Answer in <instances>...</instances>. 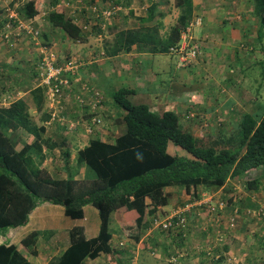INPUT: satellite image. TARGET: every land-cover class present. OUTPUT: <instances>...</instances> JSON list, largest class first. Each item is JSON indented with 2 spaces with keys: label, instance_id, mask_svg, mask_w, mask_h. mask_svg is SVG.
Masks as SVG:
<instances>
[{
  "label": "crops",
  "instance_id": "obj_1",
  "mask_svg": "<svg viewBox=\"0 0 264 264\" xmlns=\"http://www.w3.org/2000/svg\"><path fill=\"white\" fill-rule=\"evenodd\" d=\"M27 1L29 0H2L0 16L5 17L9 9L18 11L19 15L23 16L22 9ZM158 1L160 0H127L124 6L121 2L114 0L112 2L118 4L116 7L119 12L117 16L105 21L102 10L111 7H107L112 3L108 0H36L39 13L35 16V23L36 26L41 27L43 37L37 40L30 36L22 38L21 41L15 39L14 48L0 39L2 87L21 88V94H16L17 98L26 95L36 85L29 89H26L25 85L16 87L22 77L19 74L26 73L30 78L36 77L38 61L48 54L58 56L60 63L72 57L79 63V68L75 75L69 74L73 77V86L65 87L59 100L52 103L48 89L45 90L43 111L47 114L55 112L57 119H49L42 111H37L34 107L30 112L35 123L43 128L42 131L39 133H31L24 129L9 131L10 136L14 138L16 150L40 138L43 159L40 160L37 157L38 152L35 154V159L42 168L50 172L52 177L68 178L72 175L80 180L88 178L89 171L86 164L78 163L79 150L88 145L93 137L115 143L117 138L126 133L124 120L126 111L112 97L115 91L122 88L133 90L128 98L134 104H146L157 113L174 111L179 117L182 128L200 137L225 130L230 131L232 125L229 122L234 120L239 122L243 115L240 113L241 110L245 112L251 110V105L246 102L242 108L237 106L238 96L245 87L243 83L241 85L240 79H232L240 77L242 69L256 64L251 58L256 57L260 44L264 46L261 42L264 40V29L261 27L259 16L255 14L254 4L250 3L251 0H192V15L194 10L201 9L199 16H202L203 23L194 30V35L201 44V52L188 66L183 65L179 53L171 52L170 49L165 50L160 42L165 40L166 45L168 44L173 28L179 24L180 15L170 17L168 11L165 8L162 9L164 4ZM89 2L98 4L102 9L99 10L101 17L98 20V32L92 31L94 35L90 33L89 36L83 32L84 41L74 40L64 32L57 38L59 33L54 30L59 29L49 27L51 25L48 14L51 11L62 12L72 18L83 31V23L85 19H89V16L88 18L85 16L86 9L90 11V14L93 13L90 10L91 4L88 5ZM251 2L254 3L253 0ZM237 4L241 5L239 9L235 8ZM101 19L107 25L104 29ZM14 37L15 35L12 39ZM263 49L261 51L264 53ZM32 65L33 73L29 71ZM87 79L92 80L91 84L101 89L107 99L105 105L96 111L103 121L95 127L93 132H88L87 124L91 118L90 102L94 89ZM232 90L236 92V95L231 93ZM79 97L85 98L86 102L80 103ZM64 122L67 129L62 125ZM80 123L83 126L79 125ZM53 144L56 146L53 147ZM67 150L70 151L69 157L64 155ZM168 150L171 154H186L184 149L171 143L168 145ZM258 170L261 169L250 171ZM241 179H239L240 188L235 184V179H230L225 186L214 190L211 194L234 195L232 203L233 209L236 208L235 211H239L240 204L244 206V202L240 199L245 195L251 197L253 202L259 203L258 192L259 189H263L264 181H260L259 189L252 194L251 190L243 189ZM205 194L210 193L205 192ZM187 196L191 198L190 195ZM195 200L199 199L194 198L193 201ZM92 207L91 204L84 206V217L81 218L84 220L83 224L68 216L63 205L40 201L31 211L26 224L0 230V244H15L18 250L28 258L30 264L36 263V258L42 256L41 253L45 247L49 252L45 263L48 264L52 257L60 256L71 245L70 230L73 227L83 226L86 238H93L99 234L101 227L99 210L95 206L97 210ZM204 208L207 209L201 204L195 207L199 214ZM248 210L239 214L240 220L235 229L225 228L226 232H222V229L217 230L227 236L228 240L222 245L225 248L219 247L217 235L213 236L214 233L211 231L206 232L207 236L210 237L212 234L216 241L207 240L206 244L194 242L192 245L200 249L197 256L188 250L191 242L180 239L183 237L181 234L173 233L170 239H167L168 235L164 234L162 240L173 244V251L178 253L179 258L183 256L180 263L184 264H212L215 261L213 256L223 258V264H264L262 235L264 222L252 213L245 217L248 215ZM158 211L160 212V208ZM88 212L92 217L94 216L90 221H88ZM112 217L114 224L111 222L110 225L111 230L113 229L110 243L114 249L119 250L118 256L122 259L123 253H129L134 246L127 231L123 229L126 221L125 213L116 211ZM63 221L64 226L57 225ZM213 229L215 230L214 227ZM41 231L47 234L41 235ZM33 232L38 233V241L33 246L38 251L37 255L31 254L22 243L23 239ZM156 234V232L153 235L150 234L151 239ZM218 237L220 241L223 238L222 235ZM184 241L185 244L182 245ZM125 243L129 246V250L123 252L121 248ZM38 245L43 247L40 248ZM136 247L139 250L142 247L141 243ZM164 249L169 250L168 245H164ZM209 249L214 254L207 256L206 250ZM111 256L108 253H101L95 259L87 258L84 264H112L114 259Z\"/></svg>",
  "mask_w": 264,
  "mask_h": 264
},
{
  "label": "trees",
  "instance_id": "obj_2",
  "mask_svg": "<svg viewBox=\"0 0 264 264\" xmlns=\"http://www.w3.org/2000/svg\"><path fill=\"white\" fill-rule=\"evenodd\" d=\"M177 1L184 12L179 24L173 28L168 44L160 40L165 50L179 41L181 29L193 16L192 0ZM253 1L255 14L264 29V0ZM38 13L36 0H29L23 6L22 14L26 18H34ZM48 21L50 28L62 30L74 40H85L82 28L66 14L51 11ZM45 90V87L36 86L26 95L15 97L17 99L14 98L10 105L0 106V230L26 224L40 201L63 205L66 214L73 219L83 218L84 206L91 204L99 210L101 219L100 232L93 238H86L83 226L73 227L70 230L71 245L60 256L52 257L48 264H84L87 258L95 259L101 253H120L110 243L113 236L111 218L116 211L125 213L123 229L139 241L141 230L160 219L159 208L170 203L173 193L167 190L169 186H180L191 199H201L204 192L211 194L230 179L242 178L246 190L256 191L260 187V179L249 178V172L264 170V112H244L237 123L238 128L229 135L220 132L200 137L183 129L174 111L157 113L146 104H134L128 98L133 90L128 88L112 94L114 101L126 111V133L115 143L93 137L79 150L78 163L86 164L93 175L82 180L72 175L54 178L35 159L36 152L37 157L43 159L40 138L16 150L14 138L9 133L18 129L31 133L42 131L30 111L35 107L51 118V113L43 111ZM20 91L21 88L16 89V93ZM16 93L12 95L16 96ZM170 143L184 149L186 154H171ZM64 155L69 157L70 151ZM233 198L234 195L228 196V202L233 204ZM250 198L240 199L248 211L259 204ZM169 232L186 236L183 228ZM37 241L38 233L33 232L22 243L31 254L37 255L38 251L33 248ZM206 254L214 253L209 249ZM212 258L215 259L212 264H223V258ZM116 263L120 264L117 258ZM0 264L30 262L15 244L3 243L0 244ZM167 264L184 263L178 262L176 257Z\"/></svg>",
  "mask_w": 264,
  "mask_h": 264
},
{
  "label": "rangeland",
  "instance_id": "obj_3",
  "mask_svg": "<svg viewBox=\"0 0 264 264\" xmlns=\"http://www.w3.org/2000/svg\"><path fill=\"white\" fill-rule=\"evenodd\" d=\"M108 1L110 3L114 0H108ZM115 1H119L125 6L127 0H115ZM251 1H250L251 5L254 4ZM158 2H161L162 4H164V7H162V9L165 8L168 11L170 17H178L179 15L181 16V14L184 12V8L180 9L181 6H179L177 0H160ZM90 4L92 6V8H90V10H91V12L93 11V13L90 14V11H87V9H86L85 16L87 18L89 16V19H85V21L83 23L84 24L83 32L87 36H89L90 33L93 34L92 31L98 32L97 31L98 30L97 26L99 23L98 20H99V17H101V13L99 12V10H102L101 8H99L100 6L98 4H95L94 2H89L88 5H90ZM108 6H111V7H109L108 9L102 10L103 15L105 16V21L109 20L111 17H113L115 15L117 16V14L119 12V9L116 7V6H118L117 3L115 4L114 2H112L110 5H107V7ZM96 7L98 9H96ZM239 7H241V5H239V4H237L235 6L236 9L237 8L239 9ZM254 7H255V4H254ZM122 10H124V12L126 11V9H122ZM120 11H121V9H120ZM200 11H201V9L194 10V14L191 18V21L200 15ZM251 11H253V10H251ZM169 15H168V18H169ZM101 21H102V26L104 25V27H103V29H104L107 25L104 23V21L102 19H101ZM41 31H42V29H41ZM54 31H57V33H59V34H57L58 37L56 36L57 38L61 37V35L63 34V31H60V30H54ZM14 35L15 34H13V36ZM15 39L16 38H14V39L11 38V40L9 42H6V44H9L8 46H10L11 48H14L15 47V42H14ZM27 39H29V38H27ZM20 41H21V38H20ZM261 42H263V44H264V40H261ZM262 47H264V46L260 44L258 46V50L256 51V57L251 58L253 61L255 60L256 64L242 69L241 73H240V77L232 78L233 80L240 79V81H242L241 85L243 83V86L245 87V90L242 89L241 95L238 96V102L239 103H237V106L242 108V106L246 102V104L251 105V108H250L251 110L257 111L259 114H262L264 112V53L261 51V49H263ZM70 58H72V57H70ZM192 62H190V63L182 62V63H183V65L188 66ZM29 71H31V73H33V65L30 67ZM19 75H22V77H20L19 81L17 82L16 87L25 85L26 86L25 88L29 89L30 87L35 86L38 83L37 75H36V77L33 76L31 78L29 76H27L26 73H21ZM88 82H90V85L93 86L92 87L93 89L100 90L101 94H104V96H105V93L101 89L97 88V86L95 84L94 85L91 84V83H93L92 80H88ZM14 86L15 85L13 84V87ZM16 89H19V88L14 87L12 89L11 88L5 89L4 87H2V85L0 83V90L2 92H4L6 95H12V93H14V92L16 93ZM18 93L21 94V92H17L16 94H18ZM231 93L236 95V92L234 90H232ZM106 100L107 99L105 96V102H106ZM105 102H104V104H105ZM251 110H248V111H251ZM102 111H100L101 115H102ZM244 112H245V110H241L240 113H244ZM224 122H222V124ZM230 123L232 125V129L230 131H227V130L222 131L224 134L229 135L233 131H235V129L237 127V123H238L237 120L229 122V124ZM62 125H64L67 129V125L65 122ZM79 125L83 126L81 123ZM235 136H238V133H236ZM89 175H93V173L91 171H89ZM249 176H250V178H254V177L258 176L257 178H259L260 181L261 180L264 181V170L261 169L258 171H252L249 174ZM234 182L240 188L239 179H235ZM242 183H243V180H242ZM244 188L245 187L243 186V189ZM262 188L263 189H259V192H258L259 193L258 197L260 198L259 202L264 201V186ZM167 190L172 192L173 195L170 198V203L166 206H162L163 208H160V212H159L160 219L163 216L164 217L167 216L172 211L177 210V209L185 206L186 204L193 202V199L188 198L187 194H185L184 190L180 186H169L167 188ZM245 190H246V188H245ZM219 192H221V190ZM251 193L255 194V190H251ZM214 197H216V199H218V200L219 199H228V196H223L222 194H221V196H217V195L215 196L214 195ZM245 197H249V196L245 195ZM205 207H207V209L204 208L203 212L201 214H199L198 211H196L197 209H195V208H193L192 211L188 213L189 225H188V228L185 230L186 237H183V238L185 240L191 242V246L188 248V250H191L195 254L194 256H197V254L200 250L198 247H192V245H194V242H197V243H203L204 242L206 244V242L208 243L207 240L216 241V239H214L213 236L217 235V243H221L223 245L224 242H226L228 240L227 236L218 232L217 230L222 229V232H224V231L226 232L229 228L235 229L236 226L238 225L239 220H240L239 215L236 216L237 213L234 211L233 207H229V209L225 208L221 211H218L217 209L211 211L209 204L205 205ZM243 207L240 204V208L242 211L241 210L238 211L239 214L243 213L247 209V208L244 209ZM92 208L94 210H97L94 206ZM90 214L91 213L88 212V221H90L94 217V216L92 217V215H90ZM248 216L249 215H246L245 217H248ZM73 220L76 222H80V223L84 224L83 219H73ZM113 221H114V218L112 217L111 222L113 223ZM157 223H159V222H157ZM57 225L58 226H64L65 222L63 221L62 223H59ZM213 227L215 228V230L213 229ZM221 227H223V228H221ZM225 228L227 230H225ZM141 231H142V233H141V237H140L139 241H135V239L129 235V237L132 240V244H133L134 248L129 250L128 249L129 246H127L125 243V245H123L121 250L123 252H126V250L128 249L129 253H123V255H122L123 260L120 259L118 254H113L111 256V258L114 259L112 264H118V263H116V258L120 262V264H161V263L164 264L166 262H169L170 259H172L173 257H178V262H180V260L183 256H181L179 258L178 253L173 251V249H174L173 244H170L169 242L167 243L166 240H162L163 239L162 237L164 236V234L168 235L167 239H170L171 237H173V236H171L172 234L170 232H164L165 230L162 228V226H160L158 224L149 225L148 228L141 230ZM210 231H211V233H214V234H213V236H212V234H210V237H208L207 236L208 233H206V232H210ZM154 232H156L157 234L151 239V235H153ZM204 232H205V235L203 236ZM40 234L44 235L47 233H44L43 231H41ZM262 234H263V232H262ZM219 235L223 236L221 241L218 239ZM46 237L47 236H45V238ZM159 239H161V240L159 241ZM125 241H129V240L125 239ZM153 241H155V242L153 243ZM161 241H164V242L161 243ZM139 243H141V246L145 249L140 247V249L138 250L136 246H138ZM146 244H147V246H145ZM158 244H160V245H158ZM184 244H185V242H182V245H184ZM148 245H150V246L148 247ZM164 245H169V250H165ZM38 247L41 248L43 246L38 245ZM220 247L222 248V246H220ZM43 248H44V250L41 253L42 256L36 258L37 260L35 259L36 263H34V264H45L46 263V260H47L46 258L48 256L49 252H47L45 247H43ZM105 261H106V258H105ZM190 261L192 262V260H190Z\"/></svg>",
  "mask_w": 264,
  "mask_h": 264
},
{
  "label": "built area",
  "instance_id": "obj_4",
  "mask_svg": "<svg viewBox=\"0 0 264 264\" xmlns=\"http://www.w3.org/2000/svg\"><path fill=\"white\" fill-rule=\"evenodd\" d=\"M9 18L10 20L6 23V25L0 28L1 39L9 41L13 33L20 34L22 32L32 34L34 37H38L40 35V30L34 27L33 20L24 21L18 19L17 14L13 12L9 14ZM201 21L202 19L200 17L192 20L182 32V41L178 45H175L171 48V52H178L181 55L183 62H192L198 57L200 53V45L194 40L193 37V28L196 25H200ZM78 68L79 63L74 58H70L64 63H60L58 56L54 54H48L39 60L36 67L38 85L48 89V95L52 103L59 100L60 95L62 94V91L65 87L73 86V77L69 74L75 75ZM15 97L16 96L6 95L0 90V106L10 105ZM91 97L92 101L90 102V106L92 107V111H90L91 118L87 124L88 132H93L95 127L103 121L101 116L96 111L98 108H101L105 102L104 94H101L100 90L98 89L93 90ZM79 101L80 103L86 102L85 98L82 97H79ZM51 118L57 119V114L55 112H51ZM224 206V202H221L219 205L220 208H223ZM191 207V204H187L182 208L172 211L170 214L164 218H161L160 220L156 219L153 223L158 224L162 226L163 229L167 230L185 227L187 224L186 212L190 211ZM250 213L262 219L264 222V202L261 203L257 209L251 210Z\"/></svg>",
  "mask_w": 264,
  "mask_h": 264
},
{
  "label": "clouds",
  "instance_id": "obj_5",
  "mask_svg": "<svg viewBox=\"0 0 264 264\" xmlns=\"http://www.w3.org/2000/svg\"><path fill=\"white\" fill-rule=\"evenodd\" d=\"M2 0H0V2H1ZM11 12H13V13H15V14H17V17H18V19H21V20H24V21H26V20H33V25H34V27L36 28V29H39L40 30V35L38 36V37H34L32 34H28V33H26V32H22V33H20V34H15V37L14 38H16V39H18V40H20V38L22 39V38H25V37H27V36H30V37H32V38H34V39H38L40 36L41 37H43V35H42V31H41V27H39V26H36V23H35V17L34 18H26L25 16H21V15H19L20 14V12H18V11H13V10H11V9H9V10H7V15L5 16V17H2V16H0V28L1 27H4L5 25H6V23L10 20V18H9V14L11 13ZM23 15V14H22ZM197 17H200L201 19H202V16H197ZM196 17V18H197ZM191 22V21H190ZM189 22V23H190ZM202 23H203V19H202V21H201V24L200 25H202ZM200 25H196L194 28H193V37H194V40L200 45V52H201V44H200V42H199V40L195 37V35H194V30H195V28L197 27V26H200ZM186 26H188V25H186ZM186 26L185 27H183V29H182V31H181V34H180V39H179V41L177 42V43H175L174 45H172L171 47H170V50H171V48L173 47V46H175V45H178L180 42H181V39H182V32H183V30L186 28ZM14 34V33H13ZM13 34L11 35V38H12V36H13ZM1 39V38H0ZM2 40H4L5 42H9V41H7V40H5V39H2ZM178 53V52H177ZM200 54V53H199ZM179 56H180V58H181V55L179 54ZM182 60V59H181ZM194 61V60H193ZM39 62V61H38ZM183 62V61H182ZM37 65H38V63H37ZM37 67V66H36ZM37 70V69H36ZM38 76V75H37ZM37 80H38V78H37ZM36 86H39L38 85V83L36 84ZM103 106H104V104H103ZM194 200V199H193ZM210 201V202H209ZM221 202H224L225 203V206L223 207V208H220L219 207V205H220V203ZM264 202V201H263ZM263 202H259V204H258V206L261 204V203H263ZM192 205V207H191V209H190V211H188V212H186V218H187V224H186V226L185 227H181V228H183L184 229V231L186 230V228H188V225H189V223H188V213L189 212H191L192 211V209L193 208H195L196 206H198V205H207V204H209V207H210V210L211 211H213V210H215V209H217L218 211H221V210H223V209H227V208H229V207H233V204H231V203H229L228 202V200L227 199H216V197H214V194H205V192L203 193V196H202V198L201 199H199V200H195V201H193L192 203H189V205ZM187 205V204H186ZM184 207V206H183ZM182 208V207H181ZM258 207H256L255 209H257ZM236 209V208H235ZM235 209H234V211H235ZM251 210H254V209H251ZM251 210L250 211H248L247 213H248V215L250 214V212H251ZM239 211H240V209H239ZM236 213H237V215L236 216H238L239 215V213H238V211H235ZM164 217V216H163ZM162 217V218H163ZM154 224V223H153ZM234 224V223H233ZM264 226V225H263ZM264 229V228H263ZM166 232H169L170 230H167V229H164ZM174 231H176L177 229H173ZM185 234H186V232H185ZM263 235V234H262ZM264 237V236H263ZM220 247V246H219ZM221 248V247H220ZM173 259V261H175V259H176V257H173L172 258ZM171 259V260H172Z\"/></svg>",
  "mask_w": 264,
  "mask_h": 264
}]
</instances>
